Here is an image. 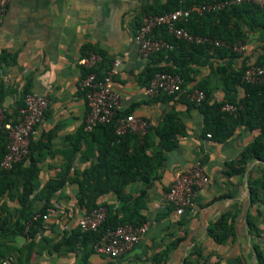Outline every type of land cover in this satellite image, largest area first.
I'll return each mask as SVG.
<instances>
[{"label": "crops", "instance_id": "crops-1", "mask_svg": "<svg viewBox=\"0 0 264 264\" xmlns=\"http://www.w3.org/2000/svg\"><path fill=\"white\" fill-rule=\"evenodd\" d=\"M167 1L10 2L0 24V56L6 52L15 56V60L0 61V91L6 92L0 109L10 120H15L27 88L31 92L46 93L49 104L32 139L47 141L54 132L52 153L40 163L36 190L30 196L33 211L45 205L46 199L40 193L43 186L51 179H60L64 164L70 167L67 182L50 197V209L55 203L60 208L43 220L31 255L24 264H264V186L259 187L260 198L256 202L252 200L250 188V179L261 175L264 162L251 160L244 173L232 172L229 165H237L240 153L255 140L260 130L240 124L228 140L217 141L203 134L204 114L198 105L188 102L189 93L198 88L200 82H206L212 101L226 99L221 76L213 69L227 62L231 65L229 70L254 63L259 53H264V24L252 27L240 20L245 42L234 46L233 51L238 55L219 56L213 60V65H194L196 72L184 88L185 95L151 97L145 92L148 67L159 68L171 62L161 55L143 56L134 37L143 13H147L146 8L158 7ZM261 20L264 21V16ZM157 33L158 36L154 33L156 37L163 38L159 36L161 31ZM238 44L242 45L239 49ZM85 46L102 51L108 67L115 60L121 61L114 76V88L121 94L125 109L151 121L149 132L154 144L160 141L157 128L173 110L178 112L177 121L183 131L177 134V146L164 154V162L153 179L135 180L126 188L131 205L145 191L141 213L147 217L148 231L122 257L99 254L78 245L69 250L64 244L66 237L77 230L79 218L88 212L79 202L80 187L76 177H82L83 172L98 161V151L92 152L93 147L85 137L80 139V149H75L73 140L85 126L89 112L80 89L83 67L79 60L84 56ZM245 93L240 84L231 92L237 102ZM198 160L203 162L210 182L199 188L194 211L180 215L165 195L176 174ZM97 201L112 207L118 217L125 215L123 202L115 191L101 195ZM21 208L18 196L2 197L0 223L8 215L16 219ZM221 219L227 226L219 230L216 224ZM9 230L0 231L2 239L8 235L14 237L9 245L21 248L32 240L26 230L16 234ZM8 250L7 244L0 246V264H12L13 255L5 256Z\"/></svg>", "mask_w": 264, "mask_h": 264}, {"label": "trees", "instance_id": "trees-1", "mask_svg": "<svg viewBox=\"0 0 264 264\" xmlns=\"http://www.w3.org/2000/svg\"><path fill=\"white\" fill-rule=\"evenodd\" d=\"M212 1L215 0H168L158 7L146 8V12L165 13L178 8H190L194 5ZM263 16L264 9L254 3L245 2L231 5L217 12L200 13L195 11L188 21L181 23V25L193 33L222 40L224 44L220 46L211 43L197 44L188 42L171 35L165 27L156 29L154 31L155 35L158 36V30L161 31L159 36H162L173 44V48L163 49L154 53V55L165 57L171 64L159 68L148 67L146 76L149 79L148 84L157 72H170L179 73L183 76L185 80L183 87L185 88L187 82L192 81L194 78L193 74L196 72L193 67L194 65L206 63L213 65V60L219 56L238 55V53L233 51L234 46L239 42H245V33L240 26V20H243L252 27H256L257 24H264V21L262 22L261 20ZM90 50L103 55L104 62L101 65L102 68L98 70L99 75L103 76L105 71L110 68L106 66L105 54L90 46L84 47L83 54H87ZM211 51L212 53H210ZM14 57L5 52L0 56V61H14ZM255 62L263 64L264 53H259ZM230 66V63L227 62L213 69L214 73H219L221 76L223 88L226 92V99L220 102L212 101V95L206 82H200L197 87L205 90L206 97L198 107L203 112L205 119L203 134L205 136L210 134L217 141L224 142L228 140L234 135L240 124L249 126L251 130H260L255 140L240 153L237 165L234 163L229 164L233 168L232 172L244 173L251 160L259 159L264 162V84L243 81L244 65L240 69L234 68L229 70ZM84 74L85 69H83ZM238 84L244 86L246 92L239 102L231 94ZM183 91L174 95H164L175 97L182 94L183 96L185 95ZM29 92L31 91L27 88L24 98ZM5 95L6 92L0 91V104ZM188 102L197 106L190 99ZM225 103L235 104L237 109L232 112L223 111L222 106ZM130 113H132L130 109H124L118 112L117 116H126ZM177 117L178 112L175 110L166 115L163 123L156 131V134L160 138L158 144L153 143L149 131L143 141L131 132L118 135L116 133V119L99 123L92 131H86L84 126L73 137L75 149H80V139L85 137L90 147H93L92 152L98 151V161L86 169L82 177H76L80 187L79 202L84 204L88 211H91L94 208L102 206L97 201L101 195L115 191L123 202L125 215L118 217L114 213L113 208L108 206V215L99 229L85 232L78 227L77 230L71 232L66 237L64 244L67 246V249L74 250L77 245H81L86 250H94L93 244L101 238L106 230L127 223L137 226L147 220V217L141 213L145 191L138 195L135 198L134 205H131L126 188L135 180L151 181L164 162V154L177 146V134L183 132L177 121ZM9 120L10 118L7 115L5 121ZM53 134L54 132L49 134L47 141H43V139L37 141L31 140L27 162H17L9 169L0 167V199L5 195H9L11 198L18 196L22 204L20 214L16 219H11L9 215L1 219L0 231L10 229V232L16 234V232L26 230L32 238L26 246L21 248L9 245L8 242L13 240V236L8 235L4 239L0 238V246L7 244L9 249L5 256L13 255L12 264H24L30 257L35 244L36 233L43 225L44 215L50 212V197L57 190L61 189L68 180L70 167L67 163L62 166L60 179H51L43 186L40 193L46 199L44 207L40 210H32L30 196L36 190L39 180L40 163L45 159L47 154L52 153L51 138ZM8 142L9 134L4 127L0 134V162L7 151ZM150 149L151 152H149ZM86 155L90 156V153ZM261 171L262 173L259 177L250 179L253 202L259 200V187L261 185L264 186V167H262ZM35 216L38 217L35 218ZM226 226V223L222 219L216 224L219 230ZM13 227L17 230L15 231ZM227 232L229 233L230 231ZM59 246L60 244L56 248Z\"/></svg>", "mask_w": 264, "mask_h": 264}, {"label": "built area", "instance_id": "built-area-1", "mask_svg": "<svg viewBox=\"0 0 264 264\" xmlns=\"http://www.w3.org/2000/svg\"><path fill=\"white\" fill-rule=\"evenodd\" d=\"M11 1L0 0V24L3 22ZM245 2L254 3L264 9V0H215L165 13H143L134 37L139 44L140 53L149 57L163 49L173 48V44L169 41L154 35V31L160 27H165L171 35L188 42L223 45L222 40L193 33L181 23L188 21L195 11L200 13L217 12L231 5ZM240 46L242 45L238 44L236 47L239 49ZM103 62V55L94 50H90L79 60L80 65L85 69V74L80 81V89L89 107L85 130L92 131L99 123L116 119V133L118 135L131 132L143 141L152 125L149 119L136 116L134 113L117 116L118 112L125 109L121 94L114 88V76L119 71L121 61L115 60L104 75L100 76L98 70L102 68ZM243 81L264 84V63L251 62L245 64ZM184 83L185 80L179 73L157 72L146 86L145 92L151 97L161 94L174 95L184 90ZM189 97L191 101L200 105L206 97V92L201 88H196L189 93ZM48 104L49 97L46 93L29 92L18 109L15 120L5 121L7 114L0 109V134L4 127L9 134L7 151L0 162L1 168L9 169L17 162L28 161L33 133L42 121ZM236 109L237 106L232 103H225L222 106V110L226 112H232ZM209 182L210 176L203 162L198 160L176 174L165 195L166 200L174 205L180 215L187 211H194L195 198L199 188ZM59 208L60 205L55 203L50 212L44 215V219H49L51 212H56ZM107 215L108 207L102 205L94 208L79 218L78 227L85 232L96 231L103 224ZM147 231L148 224L146 222L137 226L129 223L120 224L106 230L101 238L93 244V249L99 254L122 257L127 255L141 241ZM78 246L81 247V245Z\"/></svg>", "mask_w": 264, "mask_h": 264}]
</instances>
